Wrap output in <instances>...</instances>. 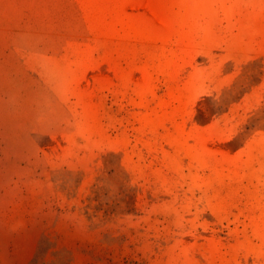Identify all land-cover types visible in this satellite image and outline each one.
Returning <instances> with one entry per match:
<instances>
[{"label": "rangeland", "instance_id": "1", "mask_svg": "<svg viewBox=\"0 0 264 264\" xmlns=\"http://www.w3.org/2000/svg\"><path fill=\"white\" fill-rule=\"evenodd\" d=\"M0 264H264V0H0Z\"/></svg>", "mask_w": 264, "mask_h": 264}]
</instances>
